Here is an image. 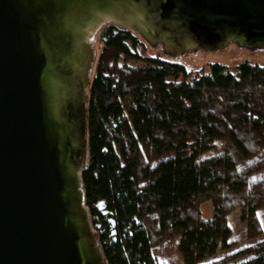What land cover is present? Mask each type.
Returning <instances> with one entry per match:
<instances>
[{
  "label": "trees",
  "instance_id": "obj_1",
  "mask_svg": "<svg viewBox=\"0 0 264 264\" xmlns=\"http://www.w3.org/2000/svg\"><path fill=\"white\" fill-rule=\"evenodd\" d=\"M101 41L81 179L106 264H264V66L190 70L114 24Z\"/></svg>",
  "mask_w": 264,
  "mask_h": 264
},
{
  "label": "water",
  "instance_id": "obj_2",
  "mask_svg": "<svg viewBox=\"0 0 264 264\" xmlns=\"http://www.w3.org/2000/svg\"><path fill=\"white\" fill-rule=\"evenodd\" d=\"M108 23L172 57L264 48V0H0V264H106L81 174Z\"/></svg>",
  "mask_w": 264,
  "mask_h": 264
},
{
  "label": "rangeland",
  "instance_id": "obj_3",
  "mask_svg": "<svg viewBox=\"0 0 264 264\" xmlns=\"http://www.w3.org/2000/svg\"><path fill=\"white\" fill-rule=\"evenodd\" d=\"M111 24L117 25L115 23H108L104 25L102 29L100 30V32L96 35V38H97L96 46L94 47V50H96V60H95L94 68H93L92 75H91L92 79L94 78L96 74L98 60L103 51V43L101 41L102 32L108 25H111ZM138 36L141 37L140 35ZM141 39L142 41L145 42L144 48L140 49V53L143 56L158 57V58L164 59L172 63L182 64L186 66L188 69L194 70V71L207 69L212 64L225 65L229 67L232 71H235L236 67L244 62H250L253 64H259L261 66H264V48L251 50L245 47H240L235 42H232L227 47L221 50H217V51L197 50V53H198L197 56H189L188 53L186 52L183 54H179L176 57H172V56L165 54L162 51L164 49L162 45L156 48H153L142 37ZM202 213L206 219L212 217L213 206L211 202H205L202 205ZM263 220H264V217H263ZM231 224L234 230L235 239H242L244 236V233H243L244 228L235 215L232 218ZM177 263L178 261L176 262V264Z\"/></svg>",
  "mask_w": 264,
  "mask_h": 264
}]
</instances>
